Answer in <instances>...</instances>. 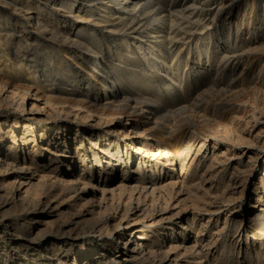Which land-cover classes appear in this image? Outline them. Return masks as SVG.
Listing matches in <instances>:
<instances>
[{
  "label": "bare ground",
  "instance_id": "bare-ground-1",
  "mask_svg": "<svg viewBox=\"0 0 264 264\" xmlns=\"http://www.w3.org/2000/svg\"><path fill=\"white\" fill-rule=\"evenodd\" d=\"M235 1L0 0V102L30 120L60 117L90 121L95 127L79 130L64 122L36 126L35 132L33 124L25 122L19 136L18 121H0V212L30 208L25 211L33 224L28 230L30 244L36 246L39 235L48 233L38 248L53 251V257L41 258L48 260L45 264H264V163L251 180L253 197L245 215L235 205L256 165L254 157L236 149V144L250 139L251 121L245 117L232 138L227 149L232 156L221 157L218 142L203 139L195 148L194 131L177 135L191 118L189 112L199 107L188 91L204 84L201 77L215 84L213 71L218 75L229 68L236 88L247 83L264 87L263 65L258 74L241 71L234 77L242 53L251 45H264V34H254L260 25L245 23V10L229 29L234 41L226 43L218 35L219 19L230 14ZM76 19L78 32L73 30ZM101 23L114 39L128 31L131 38L118 40L127 41L124 49L130 54L105 52L87 40L85 33ZM39 32L70 46L80 67L94 70L91 76L102 75L101 82L108 87L104 96L81 89L73 74L70 84L56 80L57 46L45 50L48 71L54 72L51 79H38L36 68L23 69L25 59L15 62L19 54L11 55L9 47L16 33L18 45L27 42L24 49L30 52ZM83 49H92L94 55L87 57ZM65 68L70 74V67ZM5 75L16 82L23 78L26 84H9ZM174 87L182 92L169 97ZM123 115L126 122H116ZM101 125L106 127L103 133L96 131ZM130 136V143L119 140ZM135 163L136 169L130 168ZM47 190L71 199L69 212L62 213V200H51L50 194L44 199L41 195ZM41 205L51 209L39 211ZM40 212L57 218L47 221ZM245 220L249 231H243ZM87 230L96 236L89 244ZM22 231L14 226L18 237ZM51 231L63 236L61 240ZM3 255L0 264H7Z\"/></svg>",
  "mask_w": 264,
  "mask_h": 264
},
{
  "label": "rangeland",
  "instance_id": "rangeland-1",
  "mask_svg": "<svg viewBox=\"0 0 264 264\" xmlns=\"http://www.w3.org/2000/svg\"><path fill=\"white\" fill-rule=\"evenodd\" d=\"M96 1V0H95ZM235 4L230 6V14L227 15L226 18L219 19V31L218 35L219 37L226 43L228 41H234L235 35H233L231 38L229 36V29L235 27V20L236 17L239 14L244 15V12L246 10V13L244 15L245 23L251 21V24H258V30L254 32L256 35H260L261 33L264 34V0H236L234 2ZM0 5H2L0 3ZM2 15V12H0V16ZM73 16V15H72ZM68 17V16H63ZM74 18V17H73ZM263 21V22H262ZM76 25L73 27L74 32H78V20L76 19L74 21ZM25 25L26 21L23 22ZM262 23V24H261ZM95 25V26H94ZM92 28V31L88 30L87 33H85V37L89 41L96 42L98 45H100V48L107 52H123L125 54H130V52L126 49H124L127 41L125 42H119V38H131V35H129L128 31H121L120 37L117 39H114V36L110 33L108 28L104 26V24H94ZM244 26V32L246 33L248 31L247 24ZM263 25V26H262ZM17 25H11L10 28L13 30H17ZM28 31H31L32 33L35 32L34 28L32 26H27ZM94 28V29H93ZM260 29V30H259ZM92 33V34H91ZM128 34V35H127ZM38 40L36 42L32 41V47L29 48L30 52H26L27 49H24L28 44L25 41H22L21 45H18L17 38L19 37V34L16 33V35L13 38V41L10 44V50L11 55L14 53H18L20 59L15 60V62L19 63L24 60V66L23 69L29 70L31 68H36L37 72L36 75L38 79H41L42 81H45V79L50 78L51 75L54 74V72H60L59 74H55L56 80L64 81L66 80L67 83L70 84V82H73L69 80V77L73 75L77 76L79 81V85L81 89L87 90V92L91 94H98L99 96H104V91L108 90V87L103 85L101 82L100 77H103L102 75H98L97 77H93L90 75V73H94V70H91V68H81L78 64L79 59H74L72 56V52H70V46L67 44H64L58 40H54L51 38V35L49 33L45 32H39L37 33ZM229 36V37H228ZM134 44V46H137L136 41L133 39H129L128 43ZM31 43V42H30ZM117 43V44H116ZM119 43V44H118ZM57 46L58 54L53 55V59L58 60L59 59V65L56 66L55 71H48V57L46 54L47 49L54 48ZM33 47L35 48L36 52L32 53L34 51ZM20 49L25 53L24 55H21ZM121 49V50H120ZM91 50V51H90ZM72 51V50H71ZM83 54H85L87 57L93 56L94 53L92 52V49H83L81 50ZM85 52V53H84ZM35 56V57H34ZM136 56V55H135ZM139 56H142L141 53ZM243 56V57H242ZM58 58V59H57ZM83 58V55L80 59ZM244 58V59H243ZM190 59H193V54L191 55ZM139 60H143V57H140ZM240 65H239V72L237 73L235 78L238 77V74L241 73V71L244 72V75L249 74L252 71H257L256 73H259V66H264V45L260 44H254L249 46L245 50V52L242 53L240 58ZM248 60V61H246ZM95 61V59H93ZM257 62V63H256ZM95 63V62H94ZM247 63V64H246ZM261 63V65H260ZM30 64V65H29ZM29 65V66H28ZM52 65V64H51ZM95 65V64H94ZM70 67V74H65L64 71H67L65 67ZM254 69H253V67ZM59 67V70H58ZM256 67V68H255ZM29 68V69H28ZM247 68V69H246ZM216 70V69H215ZM48 73H47V72ZM228 71V72H227ZM246 71V72H245ZM249 71V73H248ZM213 79H216V82L214 84L207 83L206 77H201V79L204 81V84H202L198 89H191L188 91L189 95L193 94V97L198 99V108H196V112L190 111L188 109L191 115L190 119H186V121L183 123V127L181 129H178L177 135L182 136V134L185 131H194L196 134V141H195V148H197V144L200 143V140L203 139L206 140V142L213 143L218 142L221 144V148L218 151V154L221 155H228L232 156V152L230 153L227 149L230 147L234 142L232 138H234L235 135L238 133V128L240 127L241 123L244 121L245 117H248L250 122V125L253 126V130L250 133L251 136H247V138H250L247 140V142H243L242 144H236V149L238 153H241L242 151H246L247 155L250 157H254L253 160L255 161V167L253 169V174L250 180L247 182L246 191L245 194L242 197H239L235 201V205L237 206L236 211L240 214L245 215V212L250 208V203L252 199V189H253V180L254 176H256L259 172L260 167L264 163V87H262L260 84H244V86H236L233 84V76L229 73V68H227L224 72L221 74L216 75L215 71H213ZM221 72V71H220ZM53 73V74H52ZM224 73V74H223ZM228 75H227V74ZM215 74V75H214ZM222 75V76H221ZM231 75V76H229ZM2 76V74H0ZM225 76V77H224ZM243 76V75H241ZM5 75L4 80L8 79L9 84L12 85H24L26 84L25 80L20 79L17 82L13 79ZM222 78V80H221ZM232 78V79H231ZM10 79V80H9ZM226 79V80H225ZM228 79V80H227ZM231 79V80H230ZM230 80V82H228ZM76 83V82H74ZM170 83V81L168 82ZM223 83V84H222ZM226 83V85H225ZM50 84V82H49ZM73 84V83H71ZM222 84V85H221ZM212 85V86H210ZM249 85V86H248ZM204 86V87H203ZM218 86V87H217ZM232 86V87H231ZM217 87V88H216ZM245 89H244V88ZM235 88V89H234ZM153 90L152 88H150ZM179 90V91H178ZM163 93L166 92V90H162ZM177 92V93H176ZM182 92L181 88H171L169 92V97L175 96ZM171 93V94H170ZM176 93V94H175ZM196 94V95H195ZM198 95V96H197ZM201 99V100H200ZM204 100V101H203ZM206 101V102H205ZM192 102V100H191ZM192 103H195L194 101ZM191 103H188V105ZM204 104V105H203ZM210 106H209V105ZM214 104V105H213ZM217 104V105H216ZM204 106V107H203ZM192 107V106H189ZM207 107V110H205ZM205 108V109H204ZM218 108V109H217ZM199 109V111H197ZM204 109V110H201ZM210 109V110H209ZM216 109V110H215ZM174 110V109H173ZM187 110V111H188ZM202 111V112H201ZM223 111V112H222ZM206 112V114H205ZM199 116V119L197 120V115ZM204 113V118L207 120H204L203 117H201V114ZM195 115V116H194ZM116 122H119L123 119V122H126L125 115L123 116H117ZM12 122L13 120H16L19 122L20 129L17 130V133L19 136H21V129L25 122H29L33 124L32 131L36 132V126H42L43 128L46 127H52L56 126V124L68 122L70 126L73 128H78L79 130L83 128L91 129L95 128L92 125V122L87 121L86 123H78L77 121L72 120H65L60 117L53 118L50 121H34L28 119V115L25 113H22L20 111L14 110L12 107H8L4 103L0 102V121L8 120ZM203 119V120H201ZM192 120V121H191ZM200 120L202 123H200ZM204 121V122H203ZM240 121V122H239ZM187 122V123H186ZM194 122V123H193ZM200 124H199V123ZM199 124V125H198ZM117 125V124H116ZM119 125V124H118ZM105 125H101L98 128H96V131L99 133H103L106 130ZM113 126V125H111ZM250 126V127H251ZM188 127V128H187ZM186 129V130H185ZM180 131V132H179ZM197 132V133H196ZM253 133V134H252ZM260 135V140L258 139V136ZM132 136L128 137L127 139L119 138L120 141L127 140V143H130L129 139ZM262 137V138H261ZM232 140V141H231ZM129 141V142H128ZM85 147L87 151H90V144L88 141L85 142ZM130 148V146H128ZM134 150V149H131ZM90 153V152H89ZM193 154V153H192ZM252 154V155H251ZM91 155V154H90ZM259 155L258 162L256 161V157ZM91 158V157H90ZM191 158V157H190ZM136 162V160H135ZM257 162V163H256ZM122 165V164H121ZM261 165V166H260ZM136 169V163L132 164L130 168ZM252 180V182H251ZM209 187V186H208ZM252 188V189H251ZM210 190V189H209ZM43 193L41 196L45 199L50 194L51 200H56L60 202H64V208L62 209V213L66 214V212H69V200L67 197H62L63 194L57 195L54 194V191ZM51 196H53L51 198ZM62 200V201H61ZM55 201V202H56ZM26 207V205L24 206ZM262 207V206H260ZM50 205L48 206H39V211L41 210H50ZM190 210L191 208L188 207ZM30 212V208L21 209L19 211H11V212H0V253H4V259L7 262V264H45L48 262V260H41V258H50L53 257V251L44 250L45 248H38V246L42 245L43 240L45 239L43 235H46L48 233H42V235H39V242L36 246H33L30 244V236L28 233V230L30 229V226L33 227V224L30 223V221H27L26 219V213ZM3 214V215H1ZM40 215L45 220H54L57 217H45L46 214L44 212H40ZM247 216V215H246ZM67 215L64 216V219H67ZM247 220V219H246ZM245 220V226H243V231L248 230V221ZM11 222H13L11 224ZM12 225V226H11ZM18 226L20 229H22V234L18 235L14 232V226ZM11 226V227H10ZM27 227V228H26ZM12 231V232H11ZM54 232V233H53ZM51 231L53 235L58 240H61L63 236H57L56 231ZM22 235V237H21ZM252 236V235H250ZM29 238V239H28ZM85 238L87 239V244H89L91 241L96 240V236L94 233L91 232V230H87V234L85 235ZM2 242V243H1ZM96 242V241H95ZM113 243L117 244V240L113 239ZM94 245L95 243H91ZM96 245V244H95ZM31 246V247H30ZM9 247V248H8ZM245 247V246H244ZM2 249V250H1ZM10 249V250H9ZM37 249V250H36ZM102 249V248H101ZM5 250V251H4ZM39 250V251H38ZM43 251V256H41V252ZM253 250V249H252ZM39 252V253H38ZM245 252V248L243 249V253ZM242 253V254H243ZM37 255V256H36ZM32 256V257H31ZM49 256V257H48ZM18 258V259H17ZM22 258V259H21ZM27 258V259H26ZM20 259V260H19ZM40 259V260H37ZM19 260V261H18ZM19 262V263H17Z\"/></svg>",
  "mask_w": 264,
  "mask_h": 264
}]
</instances>
